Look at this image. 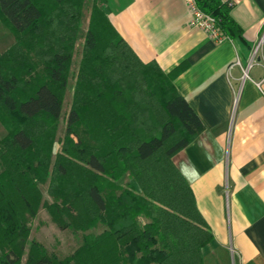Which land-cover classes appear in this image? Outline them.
<instances>
[{
    "label": "trees",
    "instance_id": "trees-1",
    "mask_svg": "<svg viewBox=\"0 0 264 264\" xmlns=\"http://www.w3.org/2000/svg\"><path fill=\"white\" fill-rule=\"evenodd\" d=\"M84 2L0 0L4 21L18 39L36 42L44 64L42 72L24 80L4 64L21 42L0 54V115L8 129L0 137V264H21L25 254L27 264H204L203 248L213 233L173 161L205 129L174 84L185 66L165 73L156 61L143 62L97 0L65 142L72 146L68 154L83 164L66 155L52 164L50 148L41 144L53 138L62 115ZM197 2L216 17L224 34L241 36L229 14L232 7L220 0ZM82 123L94 141L86 155L82 139L71 137L79 135ZM127 173L140 191L132 183H119ZM48 179L54 202L47 206L62 227L106 226L102 233L87 234L65 259L34 240L27 250V213L35 215L41 200L36 182Z\"/></svg>",
    "mask_w": 264,
    "mask_h": 264
},
{
    "label": "crops",
    "instance_id": "crops-1",
    "mask_svg": "<svg viewBox=\"0 0 264 264\" xmlns=\"http://www.w3.org/2000/svg\"><path fill=\"white\" fill-rule=\"evenodd\" d=\"M97 1L143 62L185 66L174 84L205 129L173 161L213 233L204 264H264V0H235L241 36L223 42L191 25L185 0Z\"/></svg>",
    "mask_w": 264,
    "mask_h": 264
},
{
    "label": "rangeland",
    "instance_id": "rangeland-1",
    "mask_svg": "<svg viewBox=\"0 0 264 264\" xmlns=\"http://www.w3.org/2000/svg\"><path fill=\"white\" fill-rule=\"evenodd\" d=\"M91 4L92 0H86V3L83 7L78 36L75 40L73 48L68 76V86L64 93V103L61 118L58 121L53 138L46 137L41 140V144L49 147L51 150L52 164L60 155H66L71 159L77 160V158H74L68 154L72 146L71 144L65 146V142L68 136V114L74 102L75 86L83 56L85 34L89 26ZM21 40L22 39H18L16 33L7 25L3 17L0 15V54H4L7 51H12L13 46L16 43L19 42L20 44L21 42V48L19 50L16 49V53L15 51L10 52L8 58L4 59V64L9 70V73L15 71L21 78H24V80H29L36 73L42 72L44 64L43 61H40L37 56L36 42L33 43V41H30L29 39L28 40L30 42H26L28 40ZM24 56H27L29 59L25 60ZM77 131L79 132V135L73 133L71 134V137L75 142H78L79 138L82 139V142L86 147V151L84 153V155H86L88 150H91L90 147H92L91 144H94V141L91 140V136L86 129L85 123H82V125L78 127ZM7 132L8 129L0 115V137L6 135ZM2 151V148H0V172L4 170ZM77 162L83 164V162L79 160H77ZM50 169H52V165ZM49 179L46 183L36 182L41 192V200L35 215L27 213V223L30 227L27 250L29 249L30 242L34 240L41 244L48 251V253L55 254L60 259H65L74 255L76 251L84 244L85 236L87 234L102 233L104 230H106V226L103 223H100L95 228L87 230L76 229L72 226L65 228L62 227L52 216L47 206V204L54 202V198L49 194ZM119 183L124 187L132 183L137 187V190L140 191L136 181L134 178L129 176L128 173L119 180ZM140 221L144 222L145 218L141 217ZM21 264H27V254L23 256Z\"/></svg>",
    "mask_w": 264,
    "mask_h": 264
},
{
    "label": "built area",
    "instance_id": "built-area-1",
    "mask_svg": "<svg viewBox=\"0 0 264 264\" xmlns=\"http://www.w3.org/2000/svg\"><path fill=\"white\" fill-rule=\"evenodd\" d=\"M188 4L191 13H192V21L191 25L193 27H197L202 29L207 35L215 40L216 42H223L229 37L223 33L220 26L218 25V21L216 17L213 15L204 12L198 5L197 0H185ZM223 4L232 7L235 4V0H220ZM258 46L254 50V56L256 55ZM245 76H247V71H245Z\"/></svg>",
    "mask_w": 264,
    "mask_h": 264
}]
</instances>
